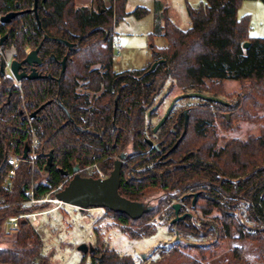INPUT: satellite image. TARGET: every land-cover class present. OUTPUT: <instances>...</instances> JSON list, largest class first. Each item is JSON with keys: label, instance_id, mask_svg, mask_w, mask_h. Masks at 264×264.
Here are the masks:
<instances>
[{"label": "trees", "instance_id": "1", "mask_svg": "<svg viewBox=\"0 0 264 264\" xmlns=\"http://www.w3.org/2000/svg\"><path fill=\"white\" fill-rule=\"evenodd\" d=\"M126 1L117 0L114 11L113 3L105 7L101 0L80 7L75 0H37L35 14V0H0L2 16L19 13L9 23H0V34L6 36L0 49L15 47L16 59L23 61L26 48L34 50L42 43L38 53L41 64L36 66L41 77L22 80L21 88L15 87L10 77L2 76L4 63L0 58V239L6 235L9 217L31 214L48 205L30 204V189L36 199L55 196L60 185L63 188L68 184L66 179L76 165L80 176L97 178L98 173L89 175L87 167L97 165L109 174L113 161L124 153L119 193L142 203L151 191L164 193L160 205L152 206V211L137 220L106 209L127 236L139 240L153 235L156 229L151 219L155 215L171 222L174 201L180 200L185 210V205H192V196L199 193L204 216L213 210L220 213L216 224L196 227L186 218L170 226L197 239L221 232L230 240L237 234L240 242L256 243L258 264H264V117L258 136L231 140L216 149L212 113L214 107H219L238 120L250 117L245 110L252 104L262 108L253 102L252 95L264 100V38L251 37L249 18H238L244 0H203L197 6L187 4L191 21L187 30L176 26L166 11L156 14L152 37L164 36L167 47L158 49L152 44L153 61L142 70L115 72L114 28L126 16ZM133 14L141 19L149 11L137 8ZM245 43H249L247 49L243 48ZM64 57L66 68L61 74ZM158 61L162 62L151 71V65ZM228 80L251 83L247 95L242 94L235 105L203 100L199 107L191 106L184 134V115L174 109L153 133L147 113L168 81L182 94H202L211 91L209 85ZM42 105L37 119H32L40 141L35 168L21 162L9 188L4 183L12 168L7 159L10 155L23 157L25 145L30 142L24 109L30 115ZM128 146L130 152L126 151ZM49 152L53 163L45 174L44 155ZM241 208L245 220L252 224L251 232H244L235 216ZM11 236V246L0 247V264H51L29 218H19L18 229ZM101 249H97L101 262L93 256L90 264H135L128 256ZM184 249L204 250L186 243L161 256L156 264L203 263L202 255L199 258ZM241 253L242 249L236 247L224 263L241 260ZM83 263L84 259L79 264Z\"/></svg>", "mask_w": 264, "mask_h": 264}, {"label": "rangeland", "instance_id": "2", "mask_svg": "<svg viewBox=\"0 0 264 264\" xmlns=\"http://www.w3.org/2000/svg\"><path fill=\"white\" fill-rule=\"evenodd\" d=\"M101 1L105 7H109L113 3V6L115 5L114 11L116 10L117 0ZM202 1L190 0L195 6L199 5ZM151 5L152 0L127 1L125 6L126 16L114 28V43L122 47L120 54L115 53L114 69L116 71H124L127 69L142 70L153 61V53L150 47L152 44L158 49L167 47V40L164 36H151L155 30L154 25L157 24L153 7H150ZM137 8L149 9L150 13L138 19L133 14ZM173 8L178 18V26L182 30L190 28L191 21L186 11L187 7ZM237 15L238 18H249V33L251 37L264 38V3L259 0H244L239 5ZM31 50V48H26L25 53ZM17 56L18 51L13 46L6 50L0 49V58L6 66V71H9L8 65L11 60L16 59ZM11 79L14 83L15 80L12 76ZM1 82H3V79L0 78ZM250 84L249 81L240 83L234 80H228L220 84L209 85L208 88L211 91L202 94L208 96L215 94L227 103L235 105L240 100L242 94L246 93L247 95ZM16 87L21 88V86ZM182 93V90L178 86L168 81L161 95L156 99L155 105L158 106V111L155 112L154 117H151L150 124L155 125L158 119L165 113V109L172 99ZM252 98L253 102L258 103L262 108H256L252 104L249 110H245L250 114L249 118L241 117V119L233 120L234 118H232L229 110L214 107L212 113L215 115L213 127L217 145L216 149L223 147L231 140L238 139L244 141L249 137L260 134L263 124L261 118L264 117V100L259 95L254 96V94ZM200 103L201 101L197 98H189L181 101V105L193 107H199ZM24 111L26 110L24 109ZM130 148L128 146L126 151L130 152ZM11 184L13 185V182ZM163 197V192L154 190L143 199V203L158 207L160 205V199ZM174 203H180V200L178 202L176 200ZM47 204V206L35 210L42 214L39 224L33 227L41 236L43 243L42 252L51 264H79L82 259H84L83 264H90L92 261L91 256L83 255L78 251L79 245H88V243H91L96 251L102 248L109 251L113 250L120 256H128L135 264H156L161 256L168 254L173 248H183L186 243H194L204 248L203 251L184 249L190 255L199 256V258L202 255L204 258L202 259V264H225L224 262L230 259V253L236 247L242 249V259L237 262H232V264H258L256 243L250 240L240 242L236 238L237 234L230 240L225 239L221 232L214 235L210 234L205 238L200 237L197 239L188 237L181 230L178 231L177 228L170 226L169 221L160 217V214H157L151 219V223L156 229L154 234L139 240H133L122 231L117 219L107 212L102 214L97 209L82 211L65 204ZM200 205H203V201L199 200V198L195 205H185L184 211L191 214L190 223L196 227H200L204 223L215 225V219L220 217V213L217 210H213L209 216H204ZM243 210L244 208L237 210L235 216L240 224L243 225L244 232H251L253 231L252 224L245 220L244 215H242ZM5 234L0 239V247L11 246L10 241L12 238L11 235L13 234L6 233V225ZM142 255L145 256L144 260L141 259ZM99 257L100 254L96 253L95 258L98 259Z\"/></svg>", "mask_w": 264, "mask_h": 264}, {"label": "water", "instance_id": "3", "mask_svg": "<svg viewBox=\"0 0 264 264\" xmlns=\"http://www.w3.org/2000/svg\"><path fill=\"white\" fill-rule=\"evenodd\" d=\"M44 2V0H42ZM33 11L35 14H37V0L34 2V8ZM18 12H11L8 13L0 18V22L2 23H9L15 16H17ZM47 38V36H45ZM6 39V37H3L1 40V43ZM62 44L68 46L70 49L73 47L72 44L68 43L64 40H59ZM42 46V43L34 50L27 53V56L23 61H17L13 60L10 64V71L12 75L14 76L15 80L17 82H21L24 79L33 80L36 78H39L40 75L36 71V68L33 67L34 65H40L41 59L38 56L39 50ZM249 46V43H245L243 45L244 49H247ZM66 59L67 57H64V59L61 62V74L64 73L66 68ZM159 62H154L151 65L150 70H154ZM27 64L32 67L30 74L26 73L24 70V65ZM1 73H4L3 66L1 67ZM50 77V76H48ZM187 98H199L205 101H212L215 103H219L222 105H228V103L221 98L214 97V96H208L201 93H186L181 94L178 97L174 99V101L171 103L170 107L167 109L166 113L156 125L154 131H157L160 126L164 124L166 119L168 118L173 104L175 101L179 99H187ZM44 107L42 105L39 109L32 112L29 116L32 119H37V114L39 111ZM153 109V108H152ZM152 109L148 112V115L151 113ZM150 145H152L151 141H148ZM157 148V146H155ZM29 152V145L26 143L24 152H23V159H26ZM47 157L46 164L44 166V173H49L51 167H52V152H49L48 154L44 155ZM121 158H124L122 155ZM121 168H122V162L116 161L114 164L113 171L110 173L109 177L106 179H93V178H85L80 176L79 174V166L76 165L73 168V177L69 180L68 184L63 187L60 191H58L55 194V198L62 202V204L69 205L72 207H75L79 210L85 211L91 208H104L107 210H110L114 213H120L128 216L129 218L133 220H137L141 218L144 214L152 211L153 207L149 204H144L141 202L131 201L125 197H123L119 193L120 185H121ZM64 176H69L67 172H64ZM190 196V195H187ZM198 198V194L193 195V201L192 205H195ZM184 199V197L182 198ZM175 214V218L170 222V224H175L181 220H184L186 217H191L190 214H184L179 215V211L181 208V205L179 203H176L172 206ZM78 251L82 252L83 254H86L89 252L93 253L94 250L92 247H88L86 244H81L78 246ZM143 260L145 259V256H142Z\"/></svg>", "mask_w": 264, "mask_h": 264}, {"label": "built area", "instance_id": "4", "mask_svg": "<svg viewBox=\"0 0 264 264\" xmlns=\"http://www.w3.org/2000/svg\"><path fill=\"white\" fill-rule=\"evenodd\" d=\"M113 48H114V52L117 53V54H120L122 52V47L120 45H116L114 43V35H113ZM12 62V60H11ZM10 62V63H11ZM9 63V65H10ZM8 65V66H9ZM15 85L16 86H21V82H17L15 80ZM23 117H24V120L26 121V127H27V131H28V134H29V140L30 142L28 143L29 145V152H28V156L26 159H23V157H17V156H14V155H10L7 159V163L12 167L9 171H8V174H7V177L5 178V185H7L9 188L12 187V180L13 178H15L16 176V169L18 168L19 164L21 162H29L32 166V168L34 169L35 168V161H36V158L38 157V151H39V148H40V141H39V138L35 132V129L33 127V123H32V118H30L29 114L24 111L23 112ZM98 176H99V179H102L104 177V174L101 172V171H98ZM70 179V176L66 179L69 180ZM62 188V185H60L55 191L56 193L58 191H60ZM54 192V191H53ZM27 196H28V202L30 204H41V203H52V204H60L62 205V202H60L59 200H57L55 198V196H50V195H47L41 199H36V197L34 196V191L33 189H30L27 193ZM97 210H100L101 213L103 214L105 212V209L104 208H98ZM42 213L40 212H33L31 214H27V215H23V216H20V217H9L6 221V233L8 234H13L14 232H16V230L18 229V220L19 218H22V217H27L29 218L31 224L33 226H37L40 222V216H41Z\"/></svg>", "mask_w": 264, "mask_h": 264}, {"label": "flooded vegetation", "instance_id": "5", "mask_svg": "<svg viewBox=\"0 0 264 264\" xmlns=\"http://www.w3.org/2000/svg\"><path fill=\"white\" fill-rule=\"evenodd\" d=\"M2 17V16H1ZM0 17V18H1ZM0 23H2V22H0ZM4 37H6V36H4ZM2 35L0 34V46L3 44V42L1 43V40H2ZM32 51V50H31ZM52 59H54V61H55V57H51ZM13 60H17V59H13ZM12 60V61H13ZM18 61V60H17ZM11 64V63H10ZM36 66L37 65H34L33 67H35L36 68ZM24 70L26 71V73H28V74H30V72H31V69H32V67L31 66H29V65H27V64H25L24 66ZM8 69H9V71H6V66L4 65L3 66V70H4V73L2 74V76L4 77V78H6V77H10L11 78V76L14 78V76L12 75V73H11V71H10V66H8ZM128 70H133V69H127V70H124V71H128ZM114 71L115 72H124V71H116L115 69H114ZM7 72H9V73H7ZM39 74V73H38ZM40 75V74H39ZM49 76V75H48ZM40 77H41V75H40ZM39 77V78H40ZM14 80H15V78H14ZM13 85L16 87V85H15V83H13ZM176 97H178V96H176ZM175 97V98H176ZM174 98V99H175ZM174 99H172V101L168 104V106L166 107V109H165V113H166V111H167V109L170 107V105H171V103L174 101ZM187 99H189V98H187ZM197 99H199V98H197ZM183 100H185V99H179V100H177V101H175L174 102V104H173V107H172V110H178V111H180V114H182V115H184V123H183V131H182V134H184L185 132H186V129H187V126H186V124H187V119H188V113H189V110L192 108L191 106H186V105H181V101H183ZM200 101H201V103H203V100L202 99H199ZM158 106H156V105H154L151 109H152V111H151V113L152 112H156V111H158V108H157ZM115 109H116V106H115ZM150 109V110H151ZM149 110V111H150ZM171 110V111H172ZM148 111V112H149ZM151 113L148 115V113H147V120H148V122H149V124H150V121H151ZM164 113V114H165ZM171 113V112H170ZM115 114V113H114ZM164 114L158 119V121L155 123V125H151L150 124V126L152 127V131H153V133H156L157 131H154V129H155V127H156V125H158V123L160 122V120L162 119V117L164 116ZM165 123V122H164ZM161 127V126H160ZM148 141H151L152 142V145H150L149 144V142ZM147 143L150 145V146H153L154 148H155V146L156 145H154V142L152 141V140H150V139H147ZM124 156V158H125V155H124V153H120L119 154V156L113 161V168H114V164H115V162L116 161H121L122 162V166H123V161H124V158H121V156ZM87 171H88V173H89V175H92V174H94V173H98V171H101L99 168H98V166L97 165H92V166H89V167H87V169H86ZM121 170H122V168H121ZM80 171V170H79ZM112 171H113V169H112ZM111 171V172H112ZM103 174H104V177L102 178V179H106V178H108L109 177V175H110V173L109 174H106L105 172H103V171H101ZM80 174V173H79ZM73 175L74 174H72L71 176H70V179L73 177ZM85 178H93V179H99V176L97 177V178H94V177H85ZM69 179V180H70ZM181 200H183V199H181ZM137 202V201H136ZM142 203V202H141ZM180 205H181V208H180V211H179V215L181 216V215H184V214H189V213H186L185 211H183L184 209H183V207H182V203L180 202L179 203ZM193 206V205H192ZM91 209H98V208H91ZM106 213V209H105V212L103 213V214H105ZM191 215V214H190ZM174 218H175V215H174ZM186 218H191V217H186ZM185 218V219H186ZM184 219V220H185ZM171 225V224H170ZM87 245V244H86ZM88 247L90 246V247H92L93 248V250H94V252L93 253H91V252H89L88 251V253H86V254H83L82 252V254L83 255H90L91 256V259H92V257L94 256H96V253H97V251H96V249H95V247H93V245L91 244V243H88V245H87ZM143 256V255H142ZM142 256H141V259H143L142 258ZM99 262H101V260H102V257L100 256L99 258Z\"/></svg>", "mask_w": 264, "mask_h": 264}, {"label": "crops", "instance_id": "6", "mask_svg": "<svg viewBox=\"0 0 264 264\" xmlns=\"http://www.w3.org/2000/svg\"><path fill=\"white\" fill-rule=\"evenodd\" d=\"M128 1V0H127ZM126 1V3H127ZM76 4L80 6H90L93 3V0H75ZM188 5L193 6L190 2V0H152V5L150 7H153L154 16L156 19V14L160 15L161 13L167 12V15L169 19L178 26V18L176 17L175 10L173 7H187ZM126 6V5H125ZM195 6V5H194ZM148 7V6H147ZM157 7V8H156ZM186 9V8H185ZM150 13V10L147 9ZM187 11V10H186ZM156 25V24H155ZM154 25V26H155ZM159 25L162 27L163 23L160 22ZM179 27V26H178ZM180 28V27H179ZM181 29V28H180ZM189 29V28H188ZM115 34V33H114ZM117 35V34H116ZM153 35V33H152ZM151 35V36H152ZM118 60H120L118 58Z\"/></svg>", "mask_w": 264, "mask_h": 264}]
</instances>
